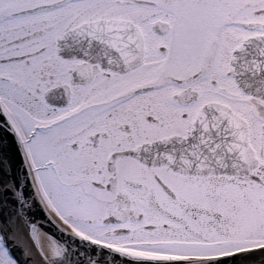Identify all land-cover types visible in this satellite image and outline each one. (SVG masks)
<instances>
[{
    "label": "snow or ice",
    "instance_id": "obj_1",
    "mask_svg": "<svg viewBox=\"0 0 264 264\" xmlns=\"http://www.w3.org/2000/svg\"><path fill=\"white\" fill-rule=\"evenodd\" d=\"M0 264H264V0H0Z\"/></svg>",
    "mask_w": 264,
    "mask_h": 264
}]
</instances>
